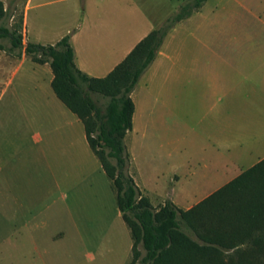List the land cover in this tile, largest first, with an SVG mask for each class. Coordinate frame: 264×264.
Masks as SVG:
<instances>
[{
	"label": "rangeland",
	"instance_id": "rangeland-1",
	"mask_svg": "<svg viewBox=\"0 0 264 264\" xmlns=\"http://www.w3.org/2000/svg\"><path fill=\"white\" fill-rule=\"evenodd\" d=\"M90 1L0 0L6 10L0 28L22 36V46L17 49L12 47L9 38L0 39L3 47L0 50V147L10 155L19 151L16 160L2 172L6 178L0 183L11 188L9 196L15 199L13 203L8 193L0 195V264L130 262L132 239L117 209L112 182L90 151L80 121L54 96L47 82L48 75L26 60L6 86L7 74L14 68L15 60L25 56L28 43L54 44L82 30L84 10L89 9ZM184 2L137 1L149 13L154 9L159 20L168 19ZM34 67L35 75L31 73ZM91 98L103 110L106 100L96 94H91ZM14 108H21L24 114L16 113ZM32 108L37 112L35 117H39L33 130L45 134L49 148L43 166H38L34 148L28 145L30 134L25 130L26 118L34 115L30 113ZM69 117H74L77 123L71 130L60 126L69 122ZM44 118L49 121H43ZM150 118L144 129L136 128L124 139L129 157L126 172L140 184L156 182L155 189L160 193L151 196L155 209L170 201L185 211L180 201L186 195L163 193L164 187L176 167L183 176L177 190L187 189L188 185L193 189L209 180L211 171L205 167L210 165L211 149L198 132L182 127L183 122L177 115L163 112L154 113ZM241 148L251 147L244 145L234 151ZM257 148L253 156H264V145ZM32 159L34 163H30ZM197 196L192 206L199 201Z\"/></svg>",
	"mask_w": 264,
	"mask_h": 264
},
{
	"label": "crops",
	"instance_id": "crops-1",
	"mask_svg": "<svg viewBox=\"0 0 264 264\" xmlns=\"http://www.w3.org/2000/svg\"><path fill=\"white\" fill-rule=\"evenodd\" d=\"M137 1L86 2L89 9L84 10L85 29L70 38L74 63L81 72L92 78L106 77L144 37L160 27L165 19L159 20L154 9L149 13ZM26 60L30 59L22 56L15 60L14 68L7 74L6 86ZM32 64L48 75L51 87L53 75L49 65ZM31 70L35 75V67ZM131 99L134 104L131 131L144 129L154 113L166 112L177 115L186 130L198 132L211 149V162L205 167L211 171L209 180L193 189L188 185L187 189L177 190L183 176L176 167L164 187L163 193L186 195L180 201L185 211L257 165L264 159L253 156L257 147L264 145V0H207L197 13L169 32ZM14 110L24 114L21 108ZM30 111L34 115L25 122V130L30 134L28 145L34 148L38 166H43L49 148L45 134L33 130L39 117H35L34 108ZM62 115L67 117L63 112ZM69 118V122L60 126L71 130L77 123L74 117ZM244 145L251 148L234 151ZM17 153L18 150L6 154L0 147V183L6 178L2 172L16 160ZM9 172L13 173V169ZM134 182L152 204L151 196L160 193L155 189L156 182ZM11 192L10 187L0 185V195L8 193L14 203L15 199L9 196ZM196 195L199 201L192 206Z\"/></svg>",
	"mask_w": 264,
	"mask_h": 264
},
{
	"label": "trees",
	"instance_id": "trees-1",
	"mask_svg": "<svg viewBox=\"0 0 264 264\" xmlns=\"http://www.w3.org/2000/svg\"><path fill=\"white\" fill-rule=\"evenodd\" d=\"M206 1L185 0L104 78L76 67L69 35L54 44L28 43L24 49L31 62L49 65L54 95L82 123L88 147L112 182L132 239L129 264H264V159L187 211L170 201L155 209L126 172L131 94L169 32ZM5 16L0 2V20ZM6 37L13 48L22 46L19 33L0 28V39ZM91 94L106 100L103 110Z\"/></svg>",
	"mask_w": 264,
	"mask_h": 264
}]
</instances>
